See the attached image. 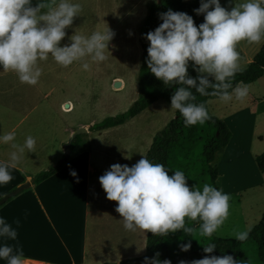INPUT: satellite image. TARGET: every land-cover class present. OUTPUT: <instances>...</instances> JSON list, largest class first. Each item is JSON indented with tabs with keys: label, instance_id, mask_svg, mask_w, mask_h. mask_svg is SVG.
Returning <instances> with one entry per match:
<instances>
[{
	"label": "clouds",
	"instance_id": "9594fccd",
	"mask_svg": "<svg viewBox=\"0 0 264 264\" xmlns=\"http://www.w3.org/2000/svg\"><path fill=\"white\" fill-rule=\"evenodd\" d=\"M230 8L221 0H201L194 11L203 14L199 25L193 16L169 8L159 13L162 21L145 34L150 42L146 62L149 70L166 86L176 85L171 96V109L178 110L184 124H203L210 119L204 102H197L196 93L213 95L221 101H243L249 94L244 82L235 85L233 80L240 70L241 41L249 44L264 40V0H228ZM79 0H0V67L14 71L21 83L36 85L42 75L40 61L49 56L63 67L80 62L85 70L88 61L107 60L106 50L114 32L108 27L81 34L77 30L70 36L66 29L80 16ZM68 37L70 43L61 44ZM197 73L189 74V67ZM195 90V91H193ZM16 132L0 131V144L12 151L7 160H0V185L13 177L11 170L18 167L22 154L35 151L36 139L27 135L23 143L16 142ZM72 175H76L72 171ZM185 173L154 163L142 155L135 164L113 163L99 177L109 200L116 201V212L122 217L123 227L135 232L141 229L166 236L182 229L185 234L199 232L210 237L230 215L231 194L210 183L190 186ZM192 222H195V226ZM0 216V238L16 241L17 229ZM233 237L244 241L247 229H233ZM183 251L191 242L180 245ZM215 243H205L203 251L212 253ZM145 257L144 264H171L168 259ZM0 259L6 264H26L23 248L7 242L0 243ZM179 264H247L231 254L205 255Z\"/></svg>",
	"mask_w": 264,
	"mask_h": 264
},
{
	"label": "rangeland",
	"instance_id": "374dc122",
	"mask_svg": "<svg viewBox=\"0 0 264 264\" xmlns=\"http://www.w3.org/2000/svg\"><path fill=\"white\" fill-rule=\"evenodd\" d=\"M79 2L82 5L81 14L66 31L69 36L75 30L87 35L94 30L109 27L114 36L109 49L106 50L107 60L102 62L89 60L87 70L81 67L80 62L63 67L51 56L40 61L39 65L46 74L41 76L38 82L40 93L35 95L33 110L28 111V102L23 104L21 130L23 133L25 130L31 132L35 139L41 141L39 146L44 147L50 156L61 155L58 162L60 163L65 157L64 145L71 138L73 131L81 127L88 129L87 133L79 136L77 147L81 146L86 152L79 154V157L77 155L79 164L74 169H86L88 164L92 165L89 203L91 209L96 202L103 204L104 226L97 232L89 231L91 244H95L93 236L104 237L105 243L107 237H111L114 247L109 256L112 257L103 259L109 264H115L113 259L125 260L143 256L146 253L148 231L137 229L133 232L123 227L120 220L122 217L115 210L117 202L107 198L99 177L113 163L132 166L142 155L146 156L154 136L175 117L176 110L171 109L170 103L160 100L124 125L98 132L90 130L91 126L105 118L127 111L138 99V72L142 55L139 30L149 13L150 6L158 0H79ZM221 4L228 8L234 6L230 5L228 0H221ZM65 43H70L67 36L61 41V44ZM239 63L242 68L241 61ZM118 81L121 82V86L116 88L115 83ZM50 90L49 97H44V93ZM68 103L69 106H73V110L64 111V107L69 109ZM227 106L228 102L220 99L208 101L211 115L223 121L227 115ZM33 122L34 126L31 125ZM63 123L70 125L69 135L64 134ZM65 136L68 137L61 141ZM228 158V153L222 151L214 160V165L220 172L217 184L224 192L230 193L232 199L230 215L213 234L220 238L235 239L232 235L233 229H247L250 232L262 219L264 189L261 187V179L264 178L260 173L253 172L251 166L239 168L236 158L233 157L231 161ZM75 159L74 155L70 158V167L74 166ZM46 161L41 160L39 163H45L44 170L51 167ZM32 167V171L37 169L36 166ZM87 174V171L83 170L77 176L84 178ZM78 237L77 235L76 238ZM245 249L250 257H256L253 245H247ZM98 251L101 253L103 250ZM91 258L89 256V261ZM99 262L100 257L98 264Z\"/></svg>",
	"mask_w": 264,
	"mask_h": 264
},
{
	"label": "crops",
	"instance_id": "0c3cea01",
	"mask_svg": "<svg viewBox=\"0 0 264 264\" xmlns=\"http://www.w3.org/2000/svg\"><path fill=\"white\" fill-rule=\"evenodd\" d=\"M263 46L264 40L258 44L239 42L237 49L243 66L240 69L248 68ZM42 72L41 76H44L46 72ZM247 85L248 96L242 102L230 101L226 107L227 115L224 121L230 128L232 136L223 151L228 153L229 161L233 160V157L236 158L239 168L249 165L253 172L260 173L264 178V171L260 170L256 161L257 157L264 153V76ZM51 90L44 93V97L48 98ZM39 93V83L36 85L21 83L14 71H0V131L14 130L16 142L22 144L25 137L32 134L26 130L23 133L21 130L23 104L28 102V111L33 110L35 95ZM64 109L71 111L73 106ZM11 117L15 119L12 120ZM31 125L34 126V122ZM63 127L64 134L69 135L70 125L63 123ZM66 137L68 136L61 138V141ZM40 144L41 141L36 139L35 151L24 152L18 167L11 170L13 178L7 184L0 185L1 199L18 186L30 183L28 188L0 206V216L9 222L17 219L20 221L19 225L13 224L17 229V240L4 241L0 238V243L19 244L27 257L26 264H98L99 257L101 259L99 264H109L103 258L112 257L109 255L114 247L113 239L107 237L105 243L104 237L96 235L93 236L95 244H91L89 235V231L97 232L104 226L103 204L96 202L92 204L91 209L89 203L92 165L88 164L86 169H74L79 164L77 162L79 154L86 150L76 146L70 156V158L76 156L73 167H70L69 158L61 170L42 183L35 184L33 177L46 167L45 163L39 164L41 160H47L46 163L49 162L47 164L55 166L61 159V155L58 154L50 156L44 147L39 146ZM10 151L12 149L9 145L0 144V160H7ZM32 166H36L37 169L32 171ZM83 170L87 171V176L84 178L77 176ZM72 171H75L76 175H72ZM261 182L264 189V180L261 179ZM98 250L103 251L99 253ZM89 256L92 257L90 261ZM113 260L116 263L122 261ZM0 264H6V261L0 259Z\"/></svg>",
	"mask_w": 264,
	"mask_h": 264
},
{
	"label": "trees",
	"instance_id": "16d2710c",
	"mask_svg": "<svg viewBox=\"0 0 264 264\" xmlns=\"http://www.w3.org/2000/svg\"><path fill=\"white\" fill-rule=\"evenodd\" d=\"M36 0H33L35 4ZM201 0H158L149 8V13L139 30V43L142 49L141 65L138 72L139 96L132 106L125 112L105 118L103 121L91 126L92 132H98L117 126L124 125L131 119L140 115L154 103L163 100L171 104V96L176 85L166 86L148 68L146 58L149 41L145 34L154 30L162 21L159 13L169 8L175 11H183L193 16L194 22L199 25L204 20L203 14H197L194 9L200 6ZM2 68V67H0ZM189 74L196 76L197 73L190 66ZM264 76V46L255 56L253 62L246 69H240L233 80L235 85L238 82L250 84ZM195 91V90H193ZM197 102H204L208 109V101L219 99L216 96H202L196 93ZM209 112V109H208ZM210 119L203 124L185 125L184 118L176 110L175 117L160 131L153 139L152 145L146 157L154 163H162L169 168V175L175 169L182 170L187 177L190 186H202L210 183L219 188L217 182L220 172L214 165L215 157L228 145L232 132L222 119H219L209 112ZM79 136L72 142V150L79 143ZM261 171H264V153L256 159ZM63 164L49 167L33 177L35 184L42 183L59 170ZM195 225V222H192ZM198 227V225H195ZM191 242V248L183 251L180 247L183 243ZM215 243L216 248L212 253H205V243ZM253 245L256 257H250L245 249L247 245ZM159 253V259H168L171 264H179L181 260L191 261L203 258L205 255L223 256L231 254L234 259L247 261V264H264V214L244 241L233 238H220L212 234L210 237L201 236L193 232L185 234L182 229L171 232L166 236H160L148 231L146 239V253L141 257L125 259L115 264H144L145 257H154Z\"/></svg>",
	"mask_w": 264,
	"mask_h": 264
},
{
	"label": "water",
	"instance_id": "95a60500",
	"mask_svg": "<svg viewBox=\"0 0 264 264\" xmlns=\"http://www.w3.org/2000/svg\"><path fill=\"white\" fill-rule=\"evenodd\" d=\"M121 82H116L115 83V87L119 88L120 87ZM67 106L69 107V104H67ZM88 129L85 127H81V128H77L73 131L71 138L69 139V141L67 143H65L64 148H65V157L60 161V164H63L65 162L68 161V159L71 156L72 153V142L73 140L77 137L80 136L82 133H87ZM30 185L29 182H26L20 186H18L15 190L7 193L5 196H3L0 199V206L3 205L5 202H7L10 198L16 196L19 192L23 191L24 189L28 188Z\"/></svg>",
	"mask_w": 264,
	"mask_h": 264
},
{
	"label": "built area",
	"instance_id": "2783aa9c",
	"mask_svg": "<svg viewBox=\"0 0 264 264\" xmlns=\"http://www.w3.org/2000/svg\"><path fill=\"white\" fill-rule=\"evenodd\" d=\"M38 264H44V263H38Z\"/></svg>",
	"mask_w": 264,
	"mask_h": 264
},
{
	"label": "bare ground",
	"instance_id": "6f19581e",
	"mask_svg": "<svg viewBox=\"0 0 264 264\" xmlns=\"http://www.w3.org/2000/svg\"><path fill=\"white\" fill-rule=\"evenodd\" d=\"M120 86H121V84H120Z\"/></svg>",
	"mask_w": 264,
	"mask_h": 264
}]
</instances>
